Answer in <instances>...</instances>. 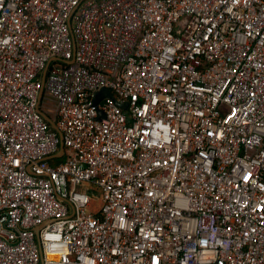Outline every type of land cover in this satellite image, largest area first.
Instances as JSON below:
<instances>
[{"label":"built area","instance_id":"2783aa9c","mask_svg":"<svg viewBox=\"0 0 264 264\" xmlns=\"http://www.w3.org/2000/svg\"><path fill=\"white\" fill-rule=\"evenodd\" d=\"M0 264H264V0H0Z\"/></svg>","mask_w":264,"mask_h":264},{"label":"water","instance_id":"95a60500","mask_svg":"<svg viewBox=\"0 0 264 264\" xmlns=\"http://www.w3.org/2000/svg\"><path fill=\"white\" fill-rule=\"evenodd\" d=\"M47 67H48V66H46V68H45V70H44V73H43V83L45 82ZM43 86H44V84H43ZM42 94H43V87H42V90H41V92H40V94H39V102H40V100H41V98H42ZM104 97H110V98L115 99L114 96H113V94H112V92H111L109 89H107V88H102V89H100V90L94 92V95H93V102H94V104L97 106V105L99 104V102L101 101V99L104 98ZM115 100H116V99H115ZM116 102H117V104H118L121 108H123L124 110H126V109L128 108V103H127V102H125V103H120V102H118L117 100H116ZM37 109H38V111L42 114V116H43V117H44V118H45V119H46V120L52 125V127H53L54 129L58 130L55 121H54V120H53L48 114H46L45 112H43V111L40 109L39 105H38ZM101 115H102V113H100V116H101ZM59 135H60V141H61V143H60V150H59V152H58L56 155H54V156H55V157H59V158H61V157H63V155H64V151H65V150H64L63 136H62L61 132H60Z\"/></svg>","mask_w":264,"mask_h":264},{"label":"rangeland","instance_id":"374dc122","mask_svg":"<svg viewBox=\"0 0 264 264\" xmlns=\"http://www.w3.org/2000/svg\"><path fill=\"white\" fill-rule=\"evenodd\" d=\"M52 102H50L49 104L47 103L46 99L44 98L43 99V102H42V108L44 109H47L48 107H50Z\"/></svg>","mask_w":264,"mask_h":264},{"label":"trees","instance_id":"16d2710c","mask_svg":"<svg viewBox=\"0 0 264 264\" xmlns=\"http://www.w3.org/2000/svg\"><path fill=\"white\" fill-rule=\"evenodd\" d=\"M56 161H57V162H60V161H58V160H56ZM91 199H92V200H96V195L92 196ZM92 207H93V206H92Z\"/></svg>","mask_w":264,"mask_h":264}]
</instances>
